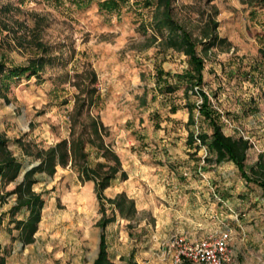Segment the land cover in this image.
I'll list each match as a JSON object with an SVG mask.
<instances>
[{
  "label": "rangeland",
  "instance_id": "rangeland-1",
  "mask_svg": "<svg viewBox=\"0 0 264 264\" xmlns=\"http://www.w3.org/2000/svg\"><path fill=\"white\" fill-rule=\"evenodd\" d=\"M102 1L0 0V61L22 67L43 58L39 76L0 79V134L22 161L2 191L41 162L38 150L72 138V131L89 138L95 117L128 174H118L104 194L113 198L120 189L137 208L132 219L116 211L106 228L114 264H129L130 256L139 264H171L175 235L195 240L224 232L231 236L227 264H264L263 195L232 162L212 165L206 146L189 144L190 128L212 130L197 109L196 125H187V104L201 98L182 76L188 57L153 38L155 0H126L114 11L101 9ZM253 9L247 0H174L175 17L198 40L210 17L219 21L216 45L208 52L198 45L203 89L224 131L253 143L248 165L264 153V7ZM87 150L92 165L105 162L97 146ZM37 176L33 189L45 205L35 240L23 243L19 223L29 210L11 214L17 198L11 194L0 205V264H93L103 233L94 185L82 182L71 162Z\"/></svg>",
  "mask_w": 264,
  "mask_h": 264
},
{
  "label": "trees",
  "instance_id": "trees-1",
  "mask_svg": "<svg viewBox=\"0 0 264 264\" xmlns=\"http://www.w3.org/2000/svg\"><path fill=\"white\" fill-rule=\"evenodd\" d=\"M125 1L104 0L100 2V7L107 11H114L118 10ZM247 1L254 6V9L251 11L252 13L256 12V6L261 5L264 7V0ZM146 4L150 5L151 0H146ZM155 4L156 15L154 16V23L152 24L154 32L153 38L154 40L160 38L167 47L182 52L188 57L189 68L183 72L182 76L189 82V89L201 98V103L197 100L187 104L189 109L187 125L189 128L196 125L197 121L194 111L197 109L212 130L211 133L205 130L195 132L190 128L188 134L189 144L193 145L197 143V139H200L201 142L198 145H204L207 149L205 161L210 162L212 165L232 162L248 185L254 183L264 189V153L260 152L256 161L250 165L247 164L253 143L250 139L242 135L234 136L226 134L221 113L214 107L209 94L203 89L205 58L198 51V45H202L203 52H208L216 45L219 39L217 33L219 21L210 17L201 40H198L175 17L174 0H155ZM164 29L168 30V34H164ZM42 63L43 58H38L27 66L8 67L6 62L0 61V79L25 74L28 77L33 75L39 76ZM82 106L80 107L79 115L82 113ZM91 119V134H89V138H85L83 135L75 136V131H72V138H65L46 150H38L35 155L41 159V162L27 170L23 180L18 182L13 190L7 192L2 191L3 179H6L7 183L16 180L22 169V161L11 150L9 140L0 134V205L11 194L17 195L16 204L11 208L10 213L16 215L23 208L29 210L27 219L20 222L19 226H21L22 230L21 238L23 243H32L35 240L34 235L38 230V224L41 221L42 210L45 205L43 193L33 189V185L40 181L37 173L47 172L53 175L58 165L65 167L71 162L77 168L79 178L82 182L89 180L95 182V192L100 201L102 216L97 224L103 229V233L101 235L100 250L93 264H114L109 254L106 228L116 220V211L123 218L132 219L137 213V208L135 199L129 197L125 192L118 193L113 198H108L104 194L105 189L111 185L112 180L118 174L123 179H127L128 174L122 168L120 156L110 145L104 143L101 133V129L104 128L102 122L98 121L95 117H91ZM97 138L100 139L99 144H96ZM87 144L97 146V157L105 158V162H97L95 165H92L89 161L90 152L87 150ZM27 153L33 152L27 149ZM105 199L113 207L114 213L112 216H109L106 212ZM3 222L4 214L0 213V227ZM121 259L125 258L121 257ZM1 260L4 262L3 257ZM129 264L139 263L135 260L134 256H130Z\"/></svg>",
  "mask_w": 264,
  "mask_h": 264
},
{
  "label": "built area",
  "instance_id": "built-area-1",
  "mask_svg": "<svg viewBox=\"0 0 264 264\" xmlns=\"http://www.w3.org/2000/svg\"><path fill=\"white\" fill-rule=\"evenodd\" d=\"M200 142V139H197V143L200 144ZM230 240L229 232L195 240L183 234L175 235L168 244L171 264H227L231 257Z\"/></svg>",
  "mask_w": 264,
  "mask_h": 264
},
{
  "label": "crops",
  "instance_id": "crops-1",
  "mask_svg": "<svg viewBox=\"0 0 264 264\" xmlns=\"http://www.w3.org/2000/svg\"><path fill=\"white\" fill-rule=\"evenodd\" d=\"M226 134H228V135H233L232 133H226ZM234 136H235V135H234ZM257 158H258V156L254 159V161H256ZM115 179H117V177H116ZM115 179L112 180L111 185H110L109 187H107V188H109V189H113V188H112V186H113L112 183H113V181H114ZM89 182H90V183H88V187L90 188V187H93V185H94V189H95V182H94L93 180H89ZM93 182H94V183H93ZM245 183H246V182H245ZM246 184H247V183H246ZM255 185H256V184H255ZM107 188H106V189H107ZM245 189H249L247 185L245 186ZM255 189H256L260 194L263 195V197L261 198V199H263V198H264V189H263L262 187L258 186V185H256ZM121 192H124V191H122V190H120V189H118V190H113V194H116V195H117L118 193H121ZM116 195H115V196H116ZM115 196H114V197H115ZM255 199H258V197L255 196Z\"/></svg>",
  "mask_w": 264,
  "mask_h": 264
}]
</instances>
